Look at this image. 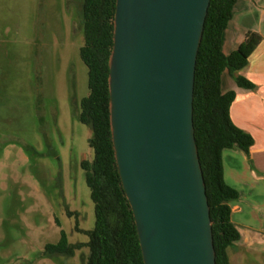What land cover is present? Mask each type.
Masks as SVG:
<instances>
[{
    "label": "rangeland",
    "instance_id": "374dc122",
    "mask_svg": "<svg viewBox=\"0 0 264 264\" xmlns=\"http://www.w3.org/2000/svg\"><path fill=\"white\" fill-rule=\"evenodd\" d=\"M83 0H0V264H87L88 248L48 255L64 232L85 243L95 216L81 163L91 130Z\"/></svg>",
    "mask_w": 264,
    "mask_h": 264
},
{
    "label": "water",
    "instance_id": "95a60500",
    "mask_svg": "<svg viewBox=\"0 0 264 264\" xmlns=\"http://www.w3.org/2000/svg\"><path fill=\"white\" fill-rule=\"evenodd\" d=\"M209 1L115 0L109 125L143 264H215L192 120Z\"/></svg>",
    "mask_w": 264,
    "mask_h": 264
},
{
    "label": "trees",
    "instance_id": "16d2710c",
    "mask_svg": "<svg viewBox=\"0 0 264 264\" xmlns=\"http://www.w3.org/2000/svg\"><path fill=\"white\" fill-rule=\"evenodd\" d=\"M237 0H210L196 55L192 120L199 162L212 222L215 264H230L227 249L239 239L231 221L229 202L237 191L223 177L221 152L237 145L246 154L253 137L237 127L229 114L235 92L221 91V73L233 75L242 68L259 43L258 33L248 31L229 54L222 51V33ZM115 0H83L81 25L83 44L79 56L87 69L88 93L79 102L78 120L88 126V145L93 158L81 163L94 207V226L85 231V243H68L64 232L56 243L47 244L48 255L72 256L82 245L88 248L87 264H143L140 245L129 203L115 163L109 125L108 59L112 49ZM238 86L253 83L235 76Z\"/></svg>",
    "mask_w": 264,
    "mask_h": 264
},
{
    "label": "crops",
    "instance_id": "0c3cea01",
    "mask_svg": "<svg viewBox=\"0 0 264 264\" xmlns=\"http://www.w3.org/2000/svg\"><path fill=\"white\" fill-rule=\"evenodd\" d=\"M248 31L261 39L246 64L231 75L221 73V91L233 90L230 105L232 122L253 137L246 154L237 145L221 152L225 182L237 191L230 201V218L239 239L227 249L230 264H264V0H237L222 33V51L229 54L243 41ZM253 83V88L237 85L235 76Z\"/></svg>",
    "mask_w": 264,
    "mask_h": 264
}]
</instances>
